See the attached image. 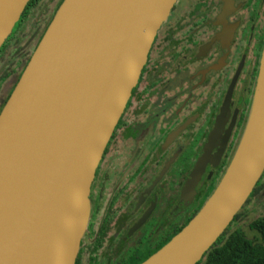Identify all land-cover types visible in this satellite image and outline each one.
<instances>
[{"label":"water","instance_id":"1","mask_svg":"<svg viewBox=\"0 0 264 264\" xmlns=\"http://www.w3.org/2000/svg\"><path fill=\"white\" fill-rule=\"evenodd\" d=\"M31 0H0V48ZM178 0H63L0 111V264H76L91 186ZM203 153L184 189L194 191ZM264 174V45L234 155L188 223L140 264H197Z\"/></svg>","mask_w":264,"mask_h":264},{"label":"flooded vegetation","instance_id":"2","mask_svg":"<svg viewBox=\"0 0 264 264\" xmlns=\"http://www.w3.org/2000/svg\"><path fill=\"white\" fill-rule=\"evenodd\" d=\"M62 1L29 2L1 47L0 65L15 69L8 79L22 72ZM263 45L264 0L177 1L96 170L76 264H140L197 213L245 129ZM204 152L205 169L185 190Z\"/></svg>","mask_w":264,"mask_h":264},{"label":"trees","instance_id":"3","mask_svg":"<svg viewBox=\"0 0 264 264\" xmlns=\"http://www.w3.org/2000/svg\"><path fill=\"white\" fill-rule=\"evenodd\" d=\"M34 49L35 47L33 50ZM2 53L3 50L0 48V58ZM26 62H28V60ZM5 69L4 74L0 76V97L4 81H6L7 78L15 71L12 64L9 69ZM13 88L3 100L0 99V111L10 96ZM257 192L258 191L255 190L254 194ZM254 196L252 194V197L250 196L248 201ZM239 216L240 212L236 215L233 222ZM230 226L224 234L219 237L216 243L205 253L204 257L197 262V264H264V212L249 224V227L259 234L260 237L258 239H251L247 237L241 228L231 230Z\"/></svg>","mask_w":264,"mask_h":264},{"label":"rangeland","instance_id":"4","mask_svg":"<svg viewBox=\"0 0 264 264\" xmlns=\"http://www.w3.org/2000/svg\"><path fill=\"white\" fill-rule=\"evenodd\" d=\"M43 3L44 1L43 2L40 1V3H38V6L36 7V10L40 9ZM34 14L35 12L28 11L27 9L25 12V15L28 16L26 20H31ZM19 24L20 22L16 24L12 36H14L16 28L19 26ZM20 26H21L20 29H22V27H24L25 24H21ZM11 64L12 63L0 65V76L4 74L6 67L7 69L10 68ZM17 77H18V74L16 75L15 80L13 78L11 79L7 78L6 83L3 86V99L9 93V90L13 87V85L16 84L15 82H17ZM263 212H264V189H260V191L243 206V208L240 211V216L234 222L230 224L231 230L232 229L234 230L236 228H241L245 232L247 237L251 239H258L260 237L259 234L255 230H252L249 227V224L256 217L262 215Z\"/></svg>","mask_w":264,"mask_h":264}]
</instances>
